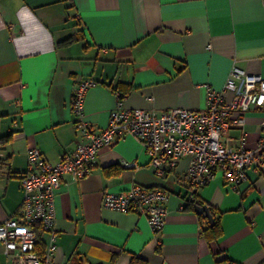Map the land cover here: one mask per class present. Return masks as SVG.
I'll return each mask as SVG.
<instances>
[{
  "label": "crops",
  "instance_id": "obj_1",
  "mask_svg": "<svg viewBox=\"0 0 264 264\" xmlns=\"http://www.w3.org/2000/svg\"><path fill=\"white\" fill-rule=\"evenodd\" d=\"M234 65L264 78V0H0V137L13 133L0 143V223L21 213L29 149L54 163L75 148L71 97L79 79L97 82L86 92L84 119L103 129L119 83L126 107L200 109L207 88L221 89ZM263 124V109L245 113L247 148L257 147ZM240 139L232 127L223 140L238 147ZM111 166L118 172L106 173ZM187 166L185 158L157 175L131 135L100 148L87 176L63 175L56 189L48 264H131L132 256L146 264H264L261 170L247 169L236 190L219 173L196 189L219 217L222 233L208 241L200 214L187 206ZM133 184L169 192L160 237L145 216L102 207L104 192ZM0 264H8L3 255Z\"/></svg>",
  "mask_w": 264,
  "mask_h": 264
},
{
  "label": "built area",
  "instance_id": "obj_2",
  "mask_svg": "<svg viewBox=\"0 0 264 264\" xmlns=\"http://www.w3.org/2000/svg\"><path fill=\"white\" fill-rule=\"evenodd\" d=\"M97 82L91 77L78 80L71 97L78 139L75 148L57 162L44 158L38 148L28 151V167L20 176L21 213L0 223V255L8 264H48L54 249L55 193L63 175L73 179L87 176L100 148L131 135L144 147L149 164L157 175L165 176L182 159H188L183 174L190 192L209 183L217 174L233 189L248 178L247 169L261 170L264 177L263 134L255 149L245 146V113L252 108L264 110V78L232 66L221 89L208 87L205 106L200 109L170 108L159 113L123 104L119 91L109 114L108 125L96 129L84 119L85 95ZM232 127L241 130L240 145L229 146L223 139ZM125 165H127L125 163ZM169 192L133 184L130 189L104 192L102 207L121 212L132 211L147 218L160 237L166 220ZM48 233L40 250L41 236ZM223 264H227L224 262Z\"/></svg>",
  "mask_w": 264,
  "mask_h": 264
},
{
  "label": "trees",
  "instance_id": "obj_3",
  "mask_svg": "<svg viewBox=\"0 0 264 264\" xmlns=\"http://www.w3.org/2000/svg\"><path fill=\"white\" fill-rule=\"evenodd\" d=\"M80 38L79 34L76 35H71L68 36L64 39H62L61 41L58 42L59 45H67L70 44L76 40H78ZM119 88V92L121 93V97L124 98V96L127 94V90L124 89V85L122 83L117 84V87L114 88V90H117ZM13 133H9L7 135L1 136L0 137V143H6L10 140L11 136ZM106 171V173H116L118 172V167L117 166H111L108 168L104 169ZM203 205L205 203H203L202 201H200L197 198L196 192H192L191 194L189 193V197L187 198V206L192 207L194 205ZM209 207L210 213L212 214V216L214 217V223L211 225L207 219L202 215H198L199 219L201 221V223L203 222V226H201V233L204 235V237L208 240V241H212V240H216L220 237L222 230H221V226H220V222H219V217L216 216V212L214 211V209L206 204ZM38 234L41 236L42 232L38 231ZM42 238V237H41ZM41 244L39 245V249L43 250L45 244L43 242V239L40 242ZM224 262H227V264H230L228 262V260L226 259H221L219 260V264H223ZM131 264H146L145 260L142 259H138L135 256H132V260H131Z\"/></svg>",
  "mask_w": 264,
  "mask_h": 264
},
{
  "label": "water",
  "instance_id": "obj_4",
  "mask_svg": "<svg viewBox=\"0 0 264 264\" xmlns=\"http://www.w3.org/2000/svg\"><path fill=\"white\" fill-rule=\"evenodd\" d=\"M194 209L197 213L202 214L211 225L214 223V217L210 213L209 207L206 204L194 205Z\"/></svg>",
  "mask_w": 264,
  "mask_h": 264
}]
</instances>
